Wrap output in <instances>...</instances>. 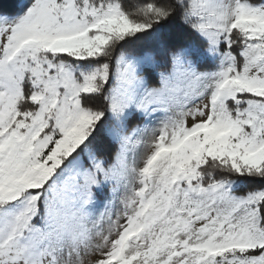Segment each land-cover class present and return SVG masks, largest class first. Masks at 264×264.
Instances as JSON below:
<instances>
[{"label":"snow or ice","instance_id":"1","mask_svg":"<svg viewBox=\"0 0 264 264\" xmlns=\"http://www.w3.org/2000/svg\"><path fill=\"white\" fill-rule=\"evenodd\" d=\"M0 264H264V0H0Z\"/></svg>","mask_w":264,"mask_h":264}]
</instances>
